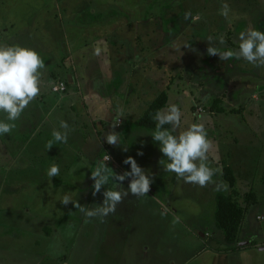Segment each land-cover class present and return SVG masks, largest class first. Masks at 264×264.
<instances>
[{
	"label": "rangeland",
	"instance_id": "374dc122",
	"mask_svg": "<svg viewBox=\"0 0 264 264\" xmlns=\"http://www.w3.org/2000/svg\"><path fill=\"white\" fill-rule=\"evenodd\" d=\"M224 3L230 8L227 18L220 14ZM250 27L264 31V0H0V44L35 49L45 60L39 70L40 94L14 121L12 132L0 135V264H264V249L255 256L237 253L228 258L224 249L231 245L212 222L216 194L237 190L245 208L239 244L252 240L264 246V67L207 53L209 37L220 51L238 50V34ZM221 37L223 45L218 43ZM115 42H124V50H117ZM131 45L130 51L139 52L136 57L147 58L142 63L147 80L142 82L158 87L138 92L127 105L119 96H88L85 83L97 74L99 59L128 57ZM123 63L127 66L130 60ZM65 73L77 76L80 85L69 88ZM59 81L67 91H53ZM163 89L169 96L166 107H180L178 132L204 123L213 142L209 166L220 171L212 183L200 187L181 177L174 182L173 172L157 159L163 170L150 172L160 205L143 204L133 223L120 210L110 213L103 220L118 211L122 216L114 236L108 235L100 217L85 222L71 202L60 200L70 195L89 208L103 203L102 192L92 195L91 170L105 153L115 159L111 167L126 171L131 169L123 163L128 156L145 170L154 167L151 154L160 152L165 160L150 134L155 129L134 125ZM113 103L129 111L110 114ZM5 117L0 112V120ZM61 121L68 123L69 132L81 134L88 149L69 141L83 155L74 164L77 170H71L73 185L52 193L40 183L49 154L42 150L43 139L53 130L64 131ZM34 122L42 124V134L31 136ZM112 125L121 134L130 129L126 140L132 139L134 146L126 154L122 146L106 142ZM28 137L36 139L27 146L23 142ZM102 138L104 149L98 147ZM145 154L150 158L146 168ZM225 166L235 175L234 187L224 177ZM41 177L50 184L47 176ZM247 193L257 202L246 201Z\"/></svg>",
	"mask_w": 264,
	"mask_h": 264
},
{
	"label": "clouds",
	"instance_id": "9594fccd",
	"mask_svg": "<svg viewBox=\"0 0 264 264\" xmlns=\"http://www.w3.org/2000/svg\"><path fill=\"white\" fill-rule=\"evenodd\" d=\"M229 5L224 3L220 14L225 18L229 15ZM187 18V16H186ZM239 49L220 51L213 43L211 37L207 48L208 55H218L220 60L243 58L248 63L258 67H264V31L248 28L238 34ZM219 44H224L223 37ZM185 46L191 47L186 44ZM45 62L35 49L19 46L0 44V112L6 113L4 120H0V135L10 134L16 127L14 121L19 119L25 108L33 101L41 91V72ZM122 112V110H121ZM181 110L175 103H170L166 108L157 110L153 119L156 121L155 130L151 132L154 141L159 142L160 151L167 158L159 160V164L165 171L174 172L187 183L206 187L213 182V177L220 171L209 166V153L213 149V142L208 137L204 123H192L186 130L178 132L181 124ZM202 119V118H201ZM170 125L171 127H165ZM116 125L107 132L105 139L109 145L120 147L121 133L115 131ZM60 128L64 131L53 130V140L48 141L46 147L52 148L54 143H67L68 133L71 131L66 121L60 122ZM127 151V146L123 147ZM142 155V152H138ZM111 157L106 155L96 162L94 170H91L93 183L92 195L95 196L105 185H111L103 191V203L94 207L81 205L78 200H73L70 195H64L60 200L67 205L71 202L74 207L84 215L85 222L88 218L100 217L101 222L110 213L116 211V206L128 197L129 192L133 196H145L154 182L153 174L142 169L137 161L128 156L123 163L130 164V171L116 173L106 161ZM60 168L52 164L47 170L49 178L59 175ZM131 177L128 188L123 187L122 182ZM227 187L226 185H224Z\"/></svg>",
	"mask_w": 264,
	"mask_h": 264
},
{
	"label": "crops",
	"instance_id": "0c3cea01",
	"mask_svg": "<svg viewBox=\"0 0 264 264\" xmlns=\"http://www.w3.org/2000/svg\"><path fill=\"white\" fill-rule=\"evenodd\" d=\"M91 16L97 17L98 15L95 14V11L92 10ZM115 43L118 44L117 50H121V49L124 50V42H119V43L115 42ZM132 45L129 48V53H128L129 56L128 57L121 58V55H119V56L114 55L111 59H109V58L102 59V60L99 59V64L96 66L97 67V74L92 76L88 83H85V89H86V93L88 94V96L89 95H98L103 99H111L114 96H119V98L122 101H125L124 103H121V104L127 105L128 99L135 97V95L138 92L139 93L142 92L143 94H147L151 90L155 89V87H158V85L155 86V82H153V81H148L146 85H144V82H142V80H147L145 78L147 75V73L145 71L146 69L142 68V63L146 62L147 58L145 55H144V58L142 60H141V55H138V57H136L139 52L137 51L135 53V52L130 51L133 49ZM103 49H108V48L104 47ZM109 51L110 50H108V52ZM141 51H143V50H141ZM127 60H130V63L127 66H125L123 62L127 63ZM44 62H45V60H44ZM130 65H132L133 68H131ZM60 79L63 80L62 78H60ZM159 79L160 80L158 82L163 81V79L161 77H159ZM64 80L68 83L69 88H71L74 84L80 85L79 78L77 76H73V74L65 73V79ZM62 99H64V98H62ZM72 108L75 109V106L73 105ZM121 109L126 111V112L129 111L128 106H124L121 108L118 104H114V103L108 106V111L110 114H116ZM118 120L119 119H117V122H118ZM136 120H134V125H137ZM37 122H34L29 127V129L31 130V136L37 135V133L42 134L41 129L43 126L41 123H37ZM99 125H100V127L103 126V122L101 120L99 121ZM137 126H139V125H137ZM53 128L56 129V126H53ZM129 131H130V129L128 127L121 134L122 150H123L124 146H127V148L134 146V141H131L132 139H130L129 141L126 140L127 138H131L128 134ZM68 137H69V139H68L67 143H54V145L52 146V148L50 150L47 149L46 145H47L48 141L53 140L52 132H49L47 134L46 138L43 139V149L42 150H46L49 154H48V156H46L47 164L44 166V170H42V172L40 174V183L44 188H49V191L52 193L54 192V190L62 192L65 190V189H62L63 186L68 185L70 187L73 185V175H72L71 170L73 168H75L74 167L75 162L81 161V158L83 155V152H82V154H77V152L80 150L79 149L73 150V148L69 145V141H71V140L75 141V143L77 144V146L80 149H83V150L88 149V148L87 149L84 148L85 143H83L84 141L82 140L80 133L69 132ZM34 139H36V137L33 138L32 140H34ZM32 140L30 137H28V138H25V141L23 143L28 146V144L31 143ZM126 142H129V143L127 144ZM105 145H106V142L102 138L101 142L98 143V147L104 149ZM123 152L126 154V151L123 150ZM106 154H109V153L103 154V158L106 156ZM160 154H161L160 152H156V153L151 154L150 158L154 162V164L152 163L154 167L152 169L147 168L149 171H155V173H156V172L164 169L162 166L156 164L157 159H158V163H159V160L162 159ZM150 158L148 157L147 154H145V161H146L145 166H144L145 168H146V164L150 160ZM165 160L167 161L166 157H165ZM113 161H115L114 158H112V160L106 161V163L116 173H123L124 171H126V170L114 169L113 167H111L109 163L113 162ZM52 164L59 165L60 172H59L58 176L49 178L46 175V173ZM161 167L163 169H161ZM148 170H146V171H148ZM172 174H173L172 180L174 182L177 181L179 177L178 176L174 177V172ZM41 176H47L49 181H50V184H48V182L46 180H43ZM130 180H131V177H127L122 182L123 187L125 189L128 188ZM107 187H111V185L103 186L100 192L103 193V191ZM79 192L82 193L83 188H79ZM156 192H157L156 189L154 187L152 188L151 185H150L149 192L145 196L137 197V196H133L129 192L128 197L124 198L123 201L120 203L121 208L119 206V209H118V205H117L116 210H120L121 212H124L125 213L124 220L131 221L133 223V222H135V217L137 216L138 210L140 209V207L143 204H146L148 206L149 205H156V206L160 205V203H158L156 200V196H157ZM55 197H56V195H51L49 198L54 199ZM215 198H216V196H215ZM145 207H147V206H145ZM257 215H259V214H257ZM120 216H122V214L118 211V214L115 213V216L111 217L109 220H103L105 225H107V227H106L107 232L106 233H108V235L114 236L113 233L117 229H119L117 227L120 223V221H119ZM212 218H213L212 222L216 226L215 212L214 211L212 212ZM257 218L262 219V217L260 218L259 216H257ZM252 223H254V222L252 221ZM120 235L121 234H119L118 236H120ZM201 235L204 236L205 234L202 232ZM108 238H110V236H108ZM253 242L254 241L250 240V243H248L247 245L236 247V248H230V246L228 245L225 247L224 250H227L226 252L229 254L228 258H230V257L233 258L235 255H237V253H239L241 255L247 254V255L255 256V255L259 254V252H255V251H263V249L262 250L259 249V246H261L262 243L253 244ZM238 245H239V243H238ZM229 249H231V250H229ZM122 251L124 252V250H122Z\"/></svg>",
	"mask_w": 264,
	"mask_h": 264
},
{
	"label": "trees",
	"instance_id": "16d2710c",
	"mask_svg": "<svg viewBox=\"0 0 264 264\" xmlns=\"http://www.w3.org/2000/svg\"><path fill=\"white\" fill-rule=\"evenodd\" d=\"M168 100V93L163 89L148 105L144 113L136 120V124L155 129L156 121L153 117L157 110L166 107ZM165 127H170V125H165ZM224 168V177L231 183V186L234 187L233 185L236 182L235 175L231 172L230 167L225 166ZM176 176L177 175L174 173V177ZM237 195V190H233L230 193L220 192L216 194L215 199V223L217 228L222 231L225 241L231 245L230 248L239 247L238 234L245 214V208L239 202ZM245 197L246 201L257 202V199L252 193H247Z\"/></svg>",
	"mask_w": 264,
	"mask_h": 264
},
{
	"label": "built area",
	"instance_id": "2783aa9c",
	"mask_svg": "<svg viewBox=\"0 0 264 264\" xmlns=\"http://www.w3.org/2000/svg\"><path fill=\"white\" fill-rule=\"evenodd\" d=\"M67 88V85L64 81H59L53 86V91L55 92H60V91H65ZM112 160V158L110 159ZM109 161V160H108ZM261 218V216H259Z\"/></svg>",
	"mask_w": 264,
	"mask_h": 264
},
{
	"label": "water",
	"instance_id": "95a60500",
	"mask_svg": "<svg viewBox=\"0 0 264 264\" xmlns=\"http://www.w3.org/2000/svg\"><path fill=\"white\" fill-rule=\"evenodd\" d=\"M248 243H250V240H248V241H244V242H240L239 245L244 246V245H247ZM261 248L264 249V246H262Z\"/></svg>",
	"mask_w": 264,
	"mask_h": 264
}]
</instances>
